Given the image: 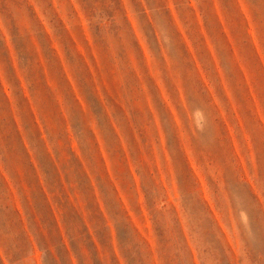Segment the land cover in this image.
Here are the masks:
<instances>
[{
  "label": "rangeland",
  "instance_id": "374dc122",
  "mask_svg": "<svg viewBox=\"0 0 264 264\" xmlns=\"http://www.w3.org/2000/svg\"><path fill=\"white\" fill-rule=\"evenodd\" d=\"M193 263L264 264V0H0V264Z\"/></svg>",
  "mask_w": 264,
  "mask_h": 264
},
{
  "label": "trees",
  "instance_id": "16d2710c",
  "mask_svg": "<svg viewBox=\"0 0 264 264\" xmlns=\"http://www.w3.org/2000/svg\"><path fill=\"white\" fill-rule=\"evenodd\" d=\"M62 240V239H61ZM62 242H63V246H64V248L66 249V251H67V253L69 254V251H68V249H67V247H66V245H65V243H64V241L62 240ZM193 264H195V263H193Z\"/></svg>",
  "mask_w": 264,
  "mask_h": 264
}]
</instances>
